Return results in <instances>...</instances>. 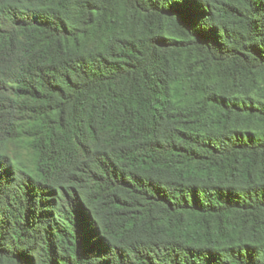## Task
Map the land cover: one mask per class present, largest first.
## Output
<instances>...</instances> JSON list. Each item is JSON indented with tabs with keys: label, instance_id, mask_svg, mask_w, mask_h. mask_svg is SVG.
I'll return each instance as SVG.
<instances>
[{
	"label": "trees",
	"instance_id": "1",
	"mask_svg": "<svg viewBox=\"0 0 264 264\" xmlns=\"http://www.w3.org/2000/svg\"><path fill=\"white\" fill-rule=\"evenodd\" d=\"M0 264H264V0H0Z\"/></svg>",
	"mask_w": 264,
	"mask_h": 264
}]
</instances>
